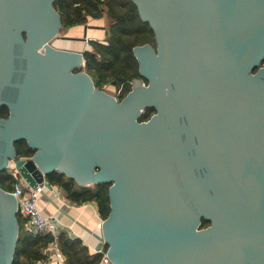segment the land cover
I'll use <instances>...</instances> for the list:
<instances>
[{
	"label": "water",
	"instance_id": "water-1",
	"mask_svg": "<svg viewBox=\"0 0 264 264\" xmlns=\"http://www.w3.org/2000/svg\"><path fill=\"white\" fill-rule=\"evenodd\" d=\"M55 1L0 0V175L109 184L93 235L111 264H264V0H132L155 46L134 48L148 85L122 101L95 87L83 49L58 48ZM17 208L0 188V264Z\"/></svg>",
	"mask_w": 264,
	"mask_h": 264
},
{
	"label": "trees",
	"instance_id": "trees-1",
	"mask_svg": "<svg viewBox=\"0 0 264 264\" xmlns=\"http://www.w3.org/2000/svg\"><path fill=\"white\" fill-rule=\"evenodd\" d=\"M55 8L62 16L64 26L83 27L90 18H102L105 13L112 19L110 32L104 43L90 42L91 51H86L85 72L90 75L97 89L113 84L119 90V101L132 91L135 80L147 82L139 73V63L133 52L134 48L151 44L155 46L154 33L149 24L142 22L138 9L132 0H56ZM103 8L104 10H101ZM104 12V13H103ZM111 34V35H110ZM155 114L154 109H146L140 121H148ZM8 109L1 111V117L8 118ZM19 158L30 159L35 151L30 149L25 140L15 144ZM48 183L61 188L70 202L83 206L95 203L102 219H107L110 212L109 184L92 187H79L73 179L54 172L47 176ZM16 179L8 170L0 175V188L11 192ZM19 240L12 264H37L45 261L43 251L57 245L66 260V264H100L103 254L90 253L82 239L71 238L62 233L55 239L52 235L32 236L24 230V220L19 216ZM209 222L203 221V227ZM108 250L105 245L104 251Z\"/></svg>",
	"mask_w": 264,
	"mask_h": 264
},
{
	"label": "built area",
	"instance_id": "built-area-1",
	"mask_svg": "<svg viewBox=\"0 0 264 264\" xmlns=\"http://www.w3.org/2000/svg\"><path fill=\"white\" fill-rule=\"evenodd\" d=\"M86 43L90 45V42L88 40L86 41ZM83 65L84 67H86L85 58H83ZM7 170L16 179L14 188L9 193L17 199V215H19L25 221L24 230L35 237L39 235H52L55 239H57L58 236L62 233L71 234L69 229L62 227L61 224L57 222L54 216H45L43 214L40 206L41 190L38 187L31 188L30 186H28L12 167ZM102 223L100 224L99 228L102 227ZM71 238L76 237L72 236ZM53 246V249H55V253L57 256V264H62L65 258L60 252L58 246ZM98 253L103 254V258L100 264H111L110 260L107 257V251H104V248Z\"/></svg>",
	"mask_w": 264,
	"mask_h": 264
},
{
	"label": "crops",
	"instance_id": "crops-1",
	"mask_svg": "<svg viewBox=\"0 0 264 264\" xmlns=\"http://www.w3.org/2000/svg\"><path fill=\"white\" fill-rule=\"evenodd\" d=\"M100 20L91 19L89 20V22L92 21L94 23H98L100 21V24L104 22V19H100ZM90 24L96 25V24H92L91 22ZM96 26L98 27V28L96 27L97 29H93L92 31H89V32L87 31V37L84 35L83 27H79L78 30L77 29L72 30L71 33L72 34L75 33L76 35L82 38L86 37L89 42H91L92 40H96L99 43H104L106 37L108 36V33L106 29L104 30L103 28L101 29L99 28V27H102L103 25H96ZM154 41H155V37H154ZM81 46H82L83 51L84 50L88 51L90 49V45H88L86 42H83V45ZM52 199L55 201V198L52 197ZM56 201L55 203H57ZM62 205L63 207H65L63 208L65 211L61 208L63 212L56 209L54 205L47 198H45L44 196L41 197L40 206L45 216H54L56 213L62 214L64 217H68L67 215H69L80 223V225L74 223L69 217L68 218L72 221L71 223L69 222V224L67 223L64 224V222H61L64 225H67V227H70V225L73 228L74 226L78 227L77 230L75 228L73 229L75 233V237L82 239L83 243L89 248L90 253L91 254L94 253L99 243L98 239L96 240L93 235V232H95L96 230L95 226L99 221L98 218L100 217L98 213L97 205L95 203H89V204L83 205L84 208H82V206L80 207L77 206L79 210L78 216L80 215L79 217L73 214L71 211H67V209H69V205L65 201L62 203ZM60 207L62 206L60 205ZM38 264H41V262H39ZM45 264H52V263L47 262Z\"/></svg>",
	"mask_w": 264,
	"mask_h": 264
},
{
	"label": "rangeland",
	"instance_id": "rangeland-1",
	"mask_svg": "<svg viewBox=\"0 0 264 264\" xmlns=\"http://www.w3.org/2000/svg\"><path fill=\"white\" fill-rule=\"evenodd\" d=\"M104 22L103 23H101L100 24V21L98 22V23H94V22H92V21H90L92 24H96V25H103L104 27H107L108 28V30L110 29V27H111V25H112V19H110L109 17H108V15L105 13V16H104ZM64 32H65V28H63V30H61V35L62 34H64ZM59 46H61V45H63V46H61V47H63V48H67V49H70V50H81L82 49V46L80 45V49L78 48L79 47V45H76V44H69V43H67V44H64V43H60V42H58L57 43ZM154 46V45H153ZM91 46H90V49L88 50V51H91ZM86 52V51H85ZM262 67H264V65H262ZM143 81V80H142ZM144 83H145V85H148L147 84V82H145V81H143ZM133 85H134V82L132 83V88H133ZM103 91H105L106 93H108L109 95H111V96H113V97H115V98H117L118 100H119V95H120V93H119V90L115 87V85H113V84H109V85H106V86H104L103 87V89H102ZM53 189H54V192L55 193H53V196L55 197V201L60 205V203L62 202H66L68 205H69V209H67V211H71L73 214H75V215H77L78 216V213H79V210H78V205H76V204H74V203H72V202H70L69 200H68V198H67V194L61 189V188H59V187H56V186H53ZM47 191V190H46ZM47 192H49V191H47ZM52 192H53V190H52ZM50 193V192H49ZM49 196H51V195H49ZM42 197V196H41ZM59 201V202H58ZM80 207V206H79ZM65 208V207H64ZM82 208H84L83 206H82ZM80 209V208H79ZM80 216V215H79ZM78 216V217H79ZM100 216V215H99ZM54 217L56 218V220L61 224V226H63L65 223H67V224H69V222L71 223L72 221L68 218V217H64L62 214H55L54 215ZM77 217V218H78ZM99 219V221H98V223L96 224V226H95V232L96 233H99V232H101V229H102V227L101 228H99V226H100V224L102 223V221H104V219H102L101 217H99L98 218ZM61 222H64V224L63 223H61ZM65 226V227H64ZM63 227L64 228H68L69 229V231H70V233L71 234H69L68 233V235L70 236V237H72V236H74L75 237V233H74V228L77 230L78 229V227H76V226H74V228L70 225V227H67V225H64ZM72 235V236H71ZM85 245V244H84ZM54 248V246H52V247H50V248H47V249H45L44 251H43V255L45 256V258H46V260L45 261H42L41 262V264H45V263H52V264H57V256H56V253H55V249H53ZM38 264V263H37ZM62 264H66V260H64V262H62Z\"/></svg>",
	"mask_w": 264,
	"mask_h": 264
},
{
	"label": "flooded vegetation",
	"instance_id": "flooded-vegetation-1",
	"mask_svg": "<svg viewBox=\"0 0 264 264\" xmlns=\"http://www.w3.org/2000/svg\"><path fill=\"white\" fill-rule=\"evenodd\" d=\"M101 10H104L103 8H101ZM104 13V12H103ZM104 17H102V18H100V19H103ZM91 19H94V20H100V19H98V18H90L89 20H91ZM89 20H88V22H87V24L86 25H88V26H90V29H88V32L89 31H92L93 29H97L98 27L96 26V25H91L90 24V22H89ZM97 27V28H96ZM63 28H65V32H64V34H62L61 35V33H60V36H59V38L57 39L58 41L56 42V43H58V42H60V43H64V44H67V43H69V44H76V45H79V49H80V45H83V38L82 37H79L78 35H76L75 33H71V31L72 30H75V29H77L78 30V28L79 27H72V26H64V24H63V27H62V29L61 30H63ZM100 29L101 28H103L104 30L106 29V31H107V33H109L110 32V29L108 30V28L107 27H99ZM111 35V34H110ZM61 46H63V45H61ZM58 48H60V49H65V50H69V51H73V52H81L82 51V49L81 50H70V49H67V48H61V47H58ZM84 53H85V50H84ZM77 73V72H76ZM4 109V108H3ZM8 114H9V111H8ZM9 116V115H8ZM208 227V226H207Z\"/></svg>",
	"mask_w": 264,
	"mask_h": 264
},
{
	"label": "bare ground",
	"instance_id": "bare-ground-1",
	"mask_svg": "<svg viewBox=\"0 0 264 264\" xmlns=\"http://www.w3.org/2000/svg\"><path fill=\"white\" fill-rule=\"evenodd\" d=\"M56 45H57L58 47H61V46H59L58 44H56ZM61 48H62V47H61ZM44 183H45V182L42 181V182H40V183L38 184V186H37V187L41 190V196H43L42 193L45 192L46 194L51 195V196H50L51 198H52V197L55 198V197L53 196V193H55V192H54V189H52V190H53V192H52V190H49L48 188L45 187V184H44ZM46 190L49 191L50 193L47 192ZM58 202H59V201H58ZM60 205L62 206L61 208L63 209L64 207H63V205H62V202L60 203ZM60 205H59V206H60ZM63 210H64V209H63ZM64 211H65V210H64ZM92 236H93V235H92ZM94 238L97 240V238H96L95 236H94Z\"/></svg>",
	"mask_w": 264,
	"mask_h": 264
}]
</instances>
